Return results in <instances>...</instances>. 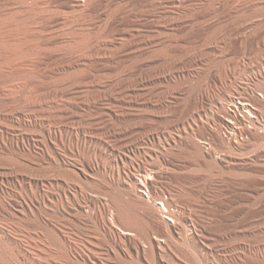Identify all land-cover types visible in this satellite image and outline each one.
Listing matches in <instances>:
<instances>
[{"label":"rangeland","instance_id":"1","mask_svg":"<svg viewBox=\"0 0 264 264\" xmlns=\"http://www.w3.org/2000/svg\"><path fill=\"white\" fill-rule=\"evenodd\" d=\"M44 1H45L46 4L44 3ZM46 1H48V3ZM54 1L56 2V4H54L55 3ZM58 1H59V3H58ZM61 1L63 2L64 0H51V1L50 0H0V33H2L4 35H6V34L7 35L8 34L12 35L13 34L14 36H16V33H17L18 37L26 38V40L22 39L23 42H20V44L17 43L16 46L14 45L15 43L13 44V42H9L10 45L8 43V46H11L12 44L14 45V49L11 48L12 50H10V52L4 50V46L0 45V63H1L0 64V71H1L0 72V100H1L0 101V105L8 104V107L10 108L11 113H12V120H13V121L12 120H10V121L8 120L7 121L6 119H4V117H3L4 113L1 110L3 108H1V106H0V112L3 113L2 115L0 114V124L2 123L0 125V130H2V132L0 131V133H1L0 134V172L2 170L1 167H3V169H7L6 171H8V174L10 175V176L8 175V178L6 180L0 181V206H1L0 207V227H2L1 229L2 230H6L8 232L10 231L9 234H11L10 235L11 238L13 240L16 239V241L19 240L18 242H20L21 246H23L22 249L24 248L23 249L24 252L28 250L27 249L28 247H30V244H29L30 241L33 240V239L36 240V243L38 244V247H37L38 249L37 250H40L41 253L32 252V251L31 252L34 253V254H38L39 255L38 257H39V261H40L41 264H45V263L46 264H51V263H49V261H47L48 257H46V256H48V254H49L48 250L51 249V247L47 244V241H46V239L44 237L43 228H42V226L44 227V222H46V221H51L54 224L55 227L57 226L56 229H58L62 234H64V236H69V237H72L73 239H78V240H87V239H88L87 241H91L92 240L93 241L92 245H94L95 248H97L99 250L98 252L101 253L102 255L106 254L107 248L111 247V245L109 243H107V242L106 243H102L101 241H99V238H97V236L94 234V231H93V229L91 227L92 225L90 224V222H87V219L89 220V218H90L89 216L94 215V212H95L93 207H91V206H89L87 204L88 198H100V200H101V202L103 204L102 206H104L107 203L106 202V198L103 197L99 193L100 191L97 192V190H94L95 191L94 192L93 189H90V188H86L87 189L86 190L85 187L82 186V188L84 187L83 189H84L85 193L87 194L88 198L85 197L84 194H82L81 192L79 194H77V200H78V202L80 201L79 203L82 206V210H79L78 213H77V211H73V212H69V213L64 211L66 213L65 214L61 207L63 206V208H64V206H65L64 203L66 204V201L67 202L69 201L68 203H70V201L72 203V201H73L71 199L72 197H70V196H68L67 199L63 198V195H62L63 189H65V190L67 189L68 190V194L67 195H69L70 193L73 192V190H75L73 184L74 185H79V184L82 185L84 183H88L83 178H79V180L77 179L78 178V170L75 169V167L71 166V165H74V162L76 160H77V162L78 161L81 162L86 157L88 158L89 156L90 157L92 156V159H94L95 162H97V160H99L98 163L101 164L100 162L102 161V163H104L105 166L107 167V165L111 166L112 159L115 158L116 153L117 154H122V152H120V150H118L117 148H113L111 143H109V144L107 143L105 145V143H104L105 141H104L103 138H101L102 136L99 134V132H97V134H96L95 131L93 132V130L92 131L90 130V129H92L90 127V124H92L94 121L96 123L97 122L104 123V121L109 120V118L111 117L112 118V120L110 121L111 123L116 120L113 124L117 125L118 124L117 122H119L118 127H120V128L123 127V129H126L128 131L127 132L128 135L126 134L127 136H125L126 138L129 137V135L132 136V134H134L133 135L134 137H136L138 134L143 135V133H145L146 130H148L149 132H152L154 130H156L157 133L160 132V135H159L160 137L159 138H160V141H163L161 143H160V141L158 142L157 140L152 141L151 137L150 138L148 137L149 138V140H148V138L146 137L145 138L146 141H145V139H143L144 141L141 140L140 142H138V144H137L138 146L134 145V143L130 144V142L128 143L130 146L127 144L128 145V149H127V152L123 151V156H125L127 158V161L133 163V167L135 169H137L136 166H138V165L139 166H144L145 168L149 169V167L151 166V163H152L151 161L153 160L154 157L147 156L146 151L147 150H151L152 151V149H153V151H157V150L160 151V149L158 147H164L165 149H169L170 151H172L173 154H177L178 160L186 165V168L184 170L177 171V175H179L181 177V175H186L187 174V176H189V177H197L198 178V179H195L194 181L190 180L188 182H185L189 186L187 184H185L184 181L180 182V180H179V181H176L177 183L174 181L172 183V186L173 185L174 186L172 187V191L170 193L174 196L173 199L179 200L176 197L180 198L181 196L184 198V199L180 198L181 202L184 205L181 202H180V205H179V203L175 204L174 211H178L179 210L178 213L180 212L179 214L182 217H186V218H187L188 214L192 215V214L195 213L192 218H194V219L195 218L196 219L197 218L202 219L209 226H213V230L214 229L215 230L212 233H214V234H212V237L211 236L209 237V242H208L209 245L211 244V246H210V249H209V245H208V248H207V245L204 246L203 248H202V245H200V244L199 245L194 244L195 245L194 246L193 243H192V245H191V242L189 240H187L186 235H183V237L177 236L178 238L174 237V240H173V246H174L173 248L174 249L172 248L173 249L172 250V255H173L172 264H226V263L227 264H245V263L246 264H253V263L254 264H264V262H262V258L259 257V255L261 256L262 254H264V235H262V233H260L261 231H264V229H263L264 224L262 225V223L264 221V211H262V210H264V198H263L264 197V192H263L264 191L263 190L264 189V185L256 184L255 185L256 189H254L255 187H253L250 190L248 189V191L241 189L239 191L237 190L235 192L229 193V192H227V190L224 187L221 186L223 183L220 182V179L222 177H225V176L226 177L231 176V177H234V178H239V177L241 178V177H244V174H246V173H244V171L242 172L241 170H236V169L235 170H231V172H228L227 170L223 171V169L221 167H219L218 165L215 166V167H212V168L210 166H203L202 167V165H200L199 162H197L196 160H193V159H190V158H186L185 156H182L181 154H179V151L182 148V146L177 142L178 140H187L189 137H194L195 134H197V132H198L197 130H199L201 128L200 127L201 123H204V124L210 125V126L212 125L208 121L210 119V117L208 115L207 116L203 115V116H200V117L197 116V115H194V117L186 115L185 108L186 109L188 108L189 96L191 94H193L194 92H196L197 90H199L198 87L201 90H203V89L206 90L208 95L210 94L209 95L210 96V98H209V103H210L209 106H210L211 109L213 108L212 110L214 112L217 110L218 104L220 102L226 103V101H227V97L226 96H230L232 98L233 97L234 98H240L241 96H243L246 93V94H248L250 96L253 95V96H256V97L260 98L259 97L260 93L262 94L263 91H264V81H263L264 80V0H237V1L236 0H230V1L229 0H210V1L208 0L210 3L208 1H206L204 3V5H201V6L197 7L194 11L190 12L189 14H188V12H182V13L181 12H177V13L175 12V14H173L174 11L171 12L170 11L171 9L169 10L170 13L168 12V14L165 13V11L163 10L164 11V14H163L162 13V8H161V4H160L161 0H159V1L158 0H149V1L148 0H144V1L143 0H139V1L138 0L137 1L136 0H115V1L114 0H104L105 3L102 0V2H100L101 3L100 6H99L100 8H97V11L95 10L96 12L88 10L89 9L88 7H86V9L82 8V9H76V10H72L71 11V10L67 9L66 7L63 8V6H60ZM231 1H232V3H230ZM150 2L152 3V5H151ZM49 3H50V5H49ZM142 3H143V5H142ZM156 3H157V5H156ZM217 3L220 5V7H219V5ZM213 4H215V5H213ZM228 4L231 7L234 4L232 8H235V9L239 8L238 11L236 10V14H235V12L231 13V14H227L226 11L228 9L227 8ZM241 4H243V5H241ZM138 5H140V6H138ZM48 6H50V7H48ZM58 6H60V7H58ZM244 6H245L246 9L244 8ZM46 7H48V8H46ZM156 7H157V10H156ZM231 7H229V8H231ZM135 9H138V10H135ZM85 10H87V11H85ZM132 10H134V11H132ZM149 10H151L150 13L148 12ZM196 10L198 12H196ZM121 11H126V13L128 11L130 16H129L128 13L126 14V15H128L127 16L128 18L126 17V15L123 16L124 19H122L121 22H119L121 24H117L118 26L114 25L115 28H113L114 26H111L114 29L113 30L112 28L109 27L110 26L109 23L111 22V20L109 21V19L118 16V14ZM130 11H131V13H130ZM139 11H141L144 14L139 13ZM143 11H146V12H143ZM212 11H213V13H212ZM132 12L134 14H132ZM237 12H238L239 15L237 14ZM244 12H247V13L244 14ZM179 13L181 15L184 14L185 16L182 15V17H184V18L186 17L187 20L190 19V18L192 19L193 16H194V18L196 20L195 19H192V20L190 19L189 21L186 20V22H185V19L184 18L182 19V17H180L181 15H179ZM140 14H141L142 17L140 16ZM146 14H147V16H144ZM132 15H133V17H132ZM176 15L178 17H180L184 21L183 24L181 23V25H186L185 26L186 29H185L184 26L182 27L184 29H182L180 25L178 27H176V26L173 27V26L169 25V23H168L169 19L168 18H171L172 16H173L172 18H174ZM186 15H188V16L191 15V17L189 16L190 17L189 18ZM201 16H203V18ZM216 17H218V18H216ZM62 18L63 19L65 18L64 22H63ZM212 18L216 19V20H213ZM127 20H128V22H127ZM135 20H140V21H135ZM67 22H69V23H67ZM134 22L137 23V24H135ZM138 22H139V24H138ZM199 22H201V23H199ZM65 23H66V25H65ZM79 23L82 24V25H80ZM106 23H108V24H106ZM126 23L127 24L129 23V24L127 25ZM143 23H144V25H143ZM59 24H60V26H59ZM75 24H78V25H75ZM85 24H87V25H85ZM156 24L158 26H156ZM55 25H57V26H55ZM61 25L63 27L60 29ZM200 26H203V27H200ZM89 27H90V29H89ZM117 27H119V28H117ZM136 27H137V29H136ZM167 27L170 28L171 30L167 29ZM197 27L198 28L200 27L201 30H200V28L198 30ZM209 27H210V29H209ZM74 28L76 29V31H75ZM121 28H122V30H121ZM173 28H175V29H173ZM176 28H178V29H176ZM58 29H60V34L63 32L62 34H67L68 37L72 36L71 33H73V36L77 34L76 35L77 37H78V35L82 36L81 33L82 34L84 33L83 35H85L84 36V37H86L85 39H87L89 37L88 38L89 42H87L86 45L79 44V49L81 47H82L81 49H84L85 46H87L86 48H88L89 46H92L91 43H93V44H95L97 42L100 43L98 41L100 38H101L100 41L104 42V40L106 41L108 38L111 37V35H114V33H117L118 31L122 32V33H127V32L128 33H134L133 34L134 35L133 36L134 40H132V37H131V39L130 38L129 39L126 38V40L123 42V44L125 46L127 44H129V43H132V42L134 43V41L137 40V39L135 40V38L140 39L142 37H150V38L151 37L152 38H156L157 37L156 39H158V40L160 39L161 41L159 40V44L157 42V43H152V44H148V45L142 46L141 49H143L144 52L142 50L140 52H138L139 56H138V54L135 57H129V58L120 56V59L118 58L119 61H117L118 59H116V60H113L114 62L113 61H110V63L109 62H104V64L101 65L100 67H102V69H105V67H106V69L104 71L102 70V72H100V71L97 72L98 69H95L96 72H97L96 73V72H94L93 68H92L93 69L92 70L91 68H85V67H84L85 69L83 67H79L77 69L75 68V69L68 70L67 68H65V66H66L65 64L67 63L66 61L70 58V55H71V54L69 55V51L70 50L68 51L69 44H71V43H67L68 44V47H67L65 43L62 44V42H59V40H57L58 39L57 37L59 36V34H58L59 30ZM62 29H64V30H62ZM115 29H118V30L116 31ZM195 29H197V30H195ZM72 30H74V31H72ZM197 31H200V33L197 32ZM90 33H92V34L95 33V34L91 35ZM33 34H34V36H33ZM86 34H87V36H86ZM150 34H152V35H150ZM13 35H12V38H14ZM90 35L92 36L91 39H90ZM104 35L105 36L109 35V36H107V38H106ZM153 35H155V37ZM30 36L31 37L33 36V37L31 38ZM39 36H41V37H39ZM76 36H74V37H76ZM97 37H98V39H97ZM186 37H187V39H186ZM35 38L37 39L36 41H35ZM103 38H104V40H102ZM112 38H113V36H112ZM194 38H195V40H194ZM30 39L32 41L34 39V41H33L34 44L31 43L32 41H30ZM93 39H94V42H92ZM111 39H108V41L111 40ZM179 39H180V41H179ZM257 39H258V41H257ZM24 41L25 42L28 41V42L24 44ZM29 41H30V43H29ZM54 41H55V43H53ZM95 41H97V42H95ZM163 41H164V43H163ZM255 42H257V43H255ZM43 43H45V44H43ZM84 43H86V42H84ZM88 43H90V45ZM161 44H163L164 46L161 45ZM252 44H253V46H252ZM17 45L18 46L20 45V47L18 48ZM156 45H158L159 47L158 46L156 47ZM252 47L254 48V50H253ZM255 47H256V49H255ZM145 49H147V50H145ZM14 50H16V51H14ZM118 50H120V49L118 48ZM162 51H165V52H163L164 54L162 53ZM262 51H263V53H262ZM64 52H66V53H64ZM70 52H72V51H70ZM8 53L10 55H8ZM63 53H64V55H63ZM248 53H249V55H248ZM66 54L69 56V58H68V56ZM5 55H8V56L12 55L11 57H14V59H19L20 57L27 56V55H32L31 57H36V59L40 58L41 60L37 59V61H42L43 62V63L40 62L42 65L41 64L39 65V68L43 67L42 71H41V73H43L42 76L38 77L36 75L35 76L34 75H26L24 73L20 74V73L15 72L13 70L15 67L13 68V67L9 66L10 62H9V64L6 63V62H3L2 57H4ZM254 56H255V58H254ZM43 57H45V58H43ZM137 57H139V58L137 59ZM190 57H191V59H190ZM251 57H252V59H251ZM64 59H65V61H64ZM124 59H125V61L127 63L124 61ZM132 59H137V60H132ZM186 59L192 61V63L188 64ZM237 59H238V61H237ZM9 61H11V59ZM55 61H56V63H55ZM59 61L64 63V64L59 63ZM118 63L120 64L119 66H121V67L118 66ZM142 63H145V64H142ZM43 64H44L45 67L43 66ZM51 64L53 65L52 68H51V66H52ZM55 64H58L59 66L55 65ZM105 64H108L109 66L105 65ZM114 64H116L117 66L115 67ZM61 65H64V66H62L60 68ZM54 66L55 67L57 66L56 67L57 69H55ZM103 66H105V67H103ZM136 66L140 67V71H139V67L136 68ZM8 67H10V70H9ZM107 67H111L110 68L111 70H109ZM117 67H119V68H117ZM6 68H8V70ZM113 68L116 69V70H113ZM43 70L46 73H44ZM79 70H82V71H79ZM87 70H89V71H87ZM51 71H52V73H51ZM115 71H116V73H114ZM144 71H145V73H144ZM173 71H174V73H173ZM53 72H54V74H53ZM59 72H61V73H59ZM109 72H110V74H109ZM126 72H129V73L126 74ZM62 73H64L65 75L62 74ZM111 73H112V75H111ZM51 74H53V75H51ZM108 74H109V76H108ZM91 75H93L94 78ZM102 75H103V77H102ZM129 75L132 76L133 78H131ZM158 75H159V77H158ZM53 76H54V78H52ZM151 76L155 77V78H152L153 79L152 80ZM163 76H164V78H163ZM217 76L218 77L220 76V77H223V78H222L221 82H216L215 81L216 82L215 83L214 79L217 78ZM95 77L97 79H95ZM106 77H107V79H106ZM139 77H142V82L141 83L140 82L139 83L135 82L137 80V78H139ZM112 79H113V81H112ZM100 80H102L103 82L102 81L100 82ZM109 81H112V82H111V86L107 87L108 88L107 89L105 84L107 82H109ZM258 81H259V83H258ZM25 82H26V84H25ZM113 82L114 83L116 82L115 83L116 85H114ZM20 83H22V84L20 85ZM126 83H127V86L129 88H132L133 90L128 89L127 86H126ZM98 84H101V85L97 86ZM90 85H92V86H90ZM197 85H199V86L197 87ZM80 86L82 88H84V89H82ZM130 86H132V87H130ZM184 87H185V89H184ZM49 88H51V89H49ZM112 88H114V89H112ZM117 88L118 89L120 88L123 91H125L124 94H123L125 96V98L121 97L122 95L121 96L117 95V93H118L117 92ZM180 88H181V90L183 88L184 92L183 91L180 92ZM74 89L76 91H78V92L77 93L74 92L75 91ZM79 89H81V90H79ZM100 89H101V91H99ZM56 90H58V91H56ZM92 90H93V92H92ZM128 90H131V92L128 91ZM7 91H8V93H7ZM113 91H116V92H113ZM168 91H170V92H168ZM186 91H188V92H186ZM249 91H250V93H249ZM72 92H73V94L74 93H76V94L73 95ZM99 92H101V93H99ZM110 92H112V93H110ZM253 92H254V94H253ZM68 93H69V96H68ZM93 93H95V94H93ZM114 93H115V95H112ZM133 93H135V94H133ZM185 93L189 94V95H186ZM60 94H61V96H59ZM140 94L143 95V96H141ZM178 94H181L182 96L181 95L178 96ZM12 95H14V96H12ZM111 95L113 97H117L118 96L117 100L118 101H122V102L113 103L111 100L108 99L109 97H111ZM134 95L136 97H134ZM154 95H156L157 98ZM168 95H170V96H168ZM138 96H139V99H138ZM166 97H167V99H166ZM178 97H180V98H178ZM122 98H124V99L122 100ZM147 99H148V101H147ZM176 99L178 100V102H177ZM180 99L183 100V101L181 102ZM108 100L110 101V103H109ZM131 100H132V102H131ZM136 100H137V102L139 104L140 103H142V104H140V106H139V104L136 102ZM149 100H152V101H149ZM224 100H226V101H224ZM5 101H6V103H5ZM128 102L130 103V105H129ZM145 102H147V103H145ZM156 102H157V105H155ZM171 102H172V105H171ZM27 103H29V105ZM50 104L51 105L53 104V105L51 106ZM10 105H11V107H10ZM65 105H68V106H65ZM119 105L122 107V109H120L121 107ZM28 106H30V108H28ZM142 106H143V108H142ZM135 108H137V109H135ZM171 108H172V110H171ZM61 109H62V112H61ZM109 109L111 110V112H110ZM113 109H115V111H113ZM117 109H118V111H117ZM130 109H132V110H130ZM41 110H42V112H41ZM166 110H167V112H166ZM45 111H46V113H45ZM47 111H49V112H47ZM145 111H146V113H145ZM260 111L262 112L263 117H264V106H263L262 110H260ZM126 112H127V114H126ZM57 113H59V114H57ZM161 113L163 114V116H162ZM73 114H75V117L77 116L79 119L82 118V117H84V119H81L82 120V123H81L82 126H81V124L76 125L75 127L73 126L74 128H72L71 130L69 129V133H71L73 136H75V135L77 136L78 135L80 137L84 135L86 137V139L84 140V143L82 145H77L76 144L77 146L76 145L74 146V144H75L74 142H71V143H70V141L68 142V139L65 138V136H64L65 134H63V132L60 133V135H62V138H63L64 141L61 140V141H59V143H56V145L58 146V147L56 146V148H58L57 151H58V153L61 156H63V154L65 156L67 155L66 157L63 156L64 158H66L69 161V162L67 161L68 164H66L65 166L60 165L61 166L60 167L59 164H57V165L55 164L54 165L49 160L45 159L44 155H42V153L44 152V149L39 144H37L35 141L32 142V143H31V141L22 143L21 141L17 140L19 138V136H26V137H29L30 139L33 138V140H34V139H36V136H38L40 133H43V130L44 131L57 130V128H58L57 123L62 121V120H63V122H66L65 119L68 118V116L69 117L74 116ZM100 114L101 115L104 114L105 116L102 115V117H101ZM111 114L112 115L118 114L120 116H124V114H125V116L122 117V118H119V119H122V121H121L119 119H115V117L111 116ZM130 114L131 115L134 114V115H132V117H130L131 116ZM146 114H147V116H146ZM126 116H128V117H126ZM56 117L57 118L59 117V118L57 119ZM138 117H141V118H138ZM42 118H44V119H42ZM91 118H92V120H89ZM200 118H201V120H200ZM207 118H209V119H207ZM104 119H106V120H104ZM123 119H124V123H122ZM156 120H158V121H156ZM89 121H91V122H89ZM173 121H175V122H173ZM177 121H179V122H177ZM141 122H142V124H141ZM120 123H122V124H120ZM144 123L146 125H144ZM35 124H37V125L35 126ZM51 124L54 125L55 127H53ZM104 125H106V123L101 125V127H104ZM171 125H172L173 128L171 127ZM5 126H6V128H5ZM84 126H87V127H84ZM163 126L166 127V128H164ZM142 127H144V128H142ZM148 127H150L149 128L150 130L148 129ZM81 128L86 130V132H85L86 135L81 132ZM85 128H87V129H85ZM132 128H134V129H132ZM157 128H158V130H157ZM159 128H160V131H159ZM151 129H152V131H151ZM58 132L59 131H57V133ZM75 132H77L78 134L75 133ZM171 132H173V133H171ZM189 133L191 134V136H190ZM167 134H169L170 136L167 135ZM95 135L98 136V137H96ZM140 135H138V136H140ZM172 136H173V138H175V140H177L176 143L178 144V146L180 145L179 147L176 146L177 144L174 145V143L165 144L166 143L165 140H167L169 137H172ZM14 137H17V138L14 139ZM163 137H165V138H163ZM176 137H178V138H176ZM8 139L13 141V145H14L13 146V150H11L12 148L11 149L9 148L8 144L6 145V143L8 142ZM95 141H97L99 143H97ZM205 141H206L205 144H203L204 147L205 148H210L211 145L209 144V141H207V140H205ZM51 142H53V140H51ZM60 142H62L64 145H62V143H60ZM146 142H147V144H146ZM33 143L36 146L37 145L38 146L36 147L34 145L32 147ZM87 143H89V145L91 143L92 144L89 146ZM152 143H153V145L151 146ZM158 143H160V144H158ZM95 144H97V146ZM154 145L157 146V147H155ZM81 146H83V148ZM95 146H96V148H95ZM98 146H99L100 150L98 149ZM85 147H86L87 150L85 149ZM174 147H175V149H174ZM101 148L104 149L105 154H104V151ZM28 149H29V151H28ZM106 150H107V152H106ZM250 151H251V149H250ZM66 152H67V154H66ZM90 152H91V154H90ZM92 152H94V155H93ZM130 153H131V155H130ZM81 154H83V155H81ZM127 154H128V156H126ZM143 154H144V156H143ZM220 154H221V152H220ZM69 155H70V157H69ZM112 155L114 157H112ZM116 156H118V155H116ZM77 158H79V159H77ZM100 158H102V159H100ZM104 158H105L106 161L104 160ZM103 161H105V162H103ZM138 162H139V164H138ZM257 164L259 166L258 168L256 167ZM253 165L254 166L256 165L255 169H259L264 164L262 162H257V163H254ZM62 167H64V169ZM262 167H264V166H262ZM8 168H10V169H8ZM213 170H215V171H213ZM208 171H210V173ZM232 171H233V173H232ZM11 172H12V174H11ZM64 172L66 174H68L69 176L73 174L74 177L71 176V179H73V180H71L72 183L70 182L68 176ZM216 172H218V173H216ZM240 172H242V173H240ZM58 173H64L66 175V177H63L64 174H62V177H61V174H60V177H59ZM74 173H76V174H74ZM183 173H185V174H183ZM253 173L252 172L251 173L247 172L248 175L252 174L251 175L252 177L253 176L255 178L258 177L259 179L262 178L263 174L261 175L260 173H257V172H255L254 174ZM242 174H243V176H242ZM55 175L58 176L57 177L58 179L56 177L55 178L58 181V183L60 182V184L51 186V185H49L47 179L49 177H53ZM196 175H198V176H196ZM75 177H77V178H75ZM95 177L98 178V176L95 175L93 177V179H95V180L99 179V178L97 179ZM44 179L46 180L45 182H43ZM31 180H33V181H31ZM216 182L218 184H216ZM8 184H10V185H8ZM4 185L6 187H8V188H6ZM60 185H62V186H60ZM71 185H72V188H71ZM190 186H191V188H190ZM258 186H259V188H258ZM9 188L11 190H13V191H11ZM222 189H223V191H222ZM53 190H55V191H53ZM88 190H90L93 193H89L90 191H88ZM196 190H197V192L201 191V193H204L205 195L202 194V196L199 198L197 196ZM6 191L8 192L9 195L7 194ZM42 194H43V196H47V197L50 198L49 204H47L48 203L47 201L46 202H42L40 199H38V198H40L39 196H42ZM215 194H216L217 197L215 196ZM218 194H220V195H218ZM213 195H214V197L216 199L213 197ZM186 196H188V197H186ZM223 196H224V198H223ZM190 197H191V199H190ZM52 198H53V200H52ZM103 198L105 200H103ZM9 199L12 202H14L13 200L16 199L15 202H18V203L22 202V203H24V205L28 204V206H30V207H29V209H26L24 211H20V213H22V214H20L19 212H17V213L15 212V217L13 219H9L8 220V219H6L4 217L3 211L1 209H3L4 205L7 202L10 201ZM57 199H58V201L61 199V201L60 202H56ZM199 199H200V201H199ZM235 199H236V201H235ZM250 199H252V201ZM260 199L262 201L258 202V200H260ZM17 200H19V201H17ZM195 200H197V201H195ZM229 200H230V202H229ZM25 201H26L27 204H25ZM40 201H41V203H40ZM52 201L54 203H52ZM214 201H216V202H214ZM197 202H198V204H197ZM201 202H203V203H201ZM256 202H258V203H256ZM194 203H196V206H192V205H195ZM217 203L218 204L220 203V205H217ZM53 204L55 205V207H54ZM213 204H214V206H213ZM255 204H257V206ZM56 205H57V207H56ZM227 205H228V207H226ZM32 206H34V207H32ZM210 206H212V208ZM233 207H234V209H233ZM52 208H53L54 212H52L53 211ZM101 210L103 211L102 207H101ZM201 210H202V212H201ZM58 211L60 212V214L57 213ZM188 211L189 212L192 211V212L189 213ZM61 213L63 215H61ZM211 213L215 214V217L218 220V222H214V223L212 222L213 216H210ZM228 213H230V214H228ZM74 214L76 215V217L79 216L78 219H81V220H79L80 222L81 221L82 222L84 221V222L83 223L82 222L81 223L80 222L76 223L74 221V219H73V217H74L73 215ZM232 216H233V218H232ZM244 216H247V217H244ZM260 216H261V218H260ZM16 217H18V218H16ZM241 217H242V219H241ZM209 218H211V219H209ZM67 219L70 221L71 224L68 222ZM246 219L249 220V221H246ZM71 220H72V222L73 221L74 222L72 223ZM210 220H211V223H210ZM223 224H225V225H223ZM65 225L66 226L68 225V226L66 227ZM232 226H234V228ZM260 226H263V227H260ZM215 227L219 228L220 230L216 229ZM227 227H229V228H227ZM222 228L225 229V230H223ZM251 229H253V230H251ZM37 230H38V232H37ZM235 230H237L238 232L235 231ZM241 230H243V231H241ZM235 233H236V235H235ZM184 234H186V233H184ZM27 235H28V237H27ZM79 235H81V236H79ZM1 237L2 236H0V238ZM247 237H249V238H247ZM31 238H33V239H31ZM175 238H177L178 240L175 239ZM210 238H211V240H210ZM212 238H214V240H212ZM179 239H182V240L179 241ZM249 239L251 240V242H250ZM217 242L219 244H217ZM22 243H24V244H22ZM27 244H29V245H27ZM225 244L227 246H225ZM218 248H220V249H218ZM245 255H247V256H245ZM33 256L30 257V259L38 260L35 255H33ZM16 257L17 256L14 255V259H13V263L14 264H26V262L29 260V259H26V261H25V260L18 259V257L17 258ZM110 258H111V264H118L119 263L118 259L115 258L112 254L110 255ZM123 260L124 261L126 260L125 264H150L148 261H147L148 262L147 263L146 261H142V260H140L137 263L132 262V261H130L128 259H123ZM58 264H65V263L63 261H61Z\"/></svg>","mask_w":264,"mask_h":264},{"label":"bare ground","instance_id":"2","mask_svg":"<svg viewBox=\"0 0 264 264\" xmlns=\"http://www.w3.org/2000/svg\"><path fill=\"white\" fill-rule=\"evenodd\" d=\"M51 1V0H50ZM115 1V0H114ZM113 1V2H114ZM137 1V0H136ZM139 1V0H138ZM144 1V0H143ZM149 1V0H148ZM147 1V2H148ZM159 1V0H158ZM208 1V0H161L160 1V4H161V8H162V13L164 14V11L165 13L168 14L169 10L172 12L174 11L173 14H175V12H188V14L192 11H194L197 7L201 6V5H204V3ZM210 1V0H209ZM208 1V2H209ZM230 1V0H229ZM237 1V0H236ZM33 2V1H32ZM48 3V1H46ZM55 2V1H54ZM100 2H102V0H64L63 2L61 1V4L60 6H63L66 7L67 9L69 10H76V9H82V8H85L88 7L87 9L88 10H91V11H94L96 12L97 11V8H100ZM104 2V0H103ZM110 2V1H109ZM118 2V1H117ZM223 2V1H222ZM221 2V3H222ZM248 2V1H247ZM255 2V1H254ZM260 2V1H259ZM28 3V2H27ZM45 3V1H44ZM59 3V1H58ZM105 3V2H104ZM120 3V2H119ZM151 3V2H150ZM154 3V2H153ZM159 3V2H158ZM210 3V2H209ZM232 3V1L230 2ZM246 3V2H245ZM46 4V3H45ZM56 4V2L54 3ZM133 4V3H132ZM139 4V3H138ZM212 4V3H211ZM218 4V3H217ZM239 4V3H238ZM24 5V4H23ZM36 5V4H35ZM50 5V3H49ZM117 5V4H116ZM119 5V4H118ZM136 5V4H135ZM143 5V3H142ZM146 5V4H145ZM149 5V4H148ZM152 5V3H151ZM157 5V3H156ZM215 5V4H213ZM219 5V4H218ZM234 5V4H233ZM232 5V7H233ZM243 5V4H241ZM256 5V4H255ZM47 6V5H46ZM58 6V7H60ZM114 6V5H113ZM129 6V5H128ZM140 6V5H138ZM237 6V5H236ZM257 6V5H256ZM263 6V5H262ZM50 7V6H48ZM46 7V8H48ZM52 7V6H51ZM110 7V6H109ZM126 7V6H125ZM220 7V5H219ZM224 7V6H223ZM231 7L229 4H228V9H227V14H231V13H234L236 14V10L238 11V9H235V8H229ZM250 7V6H249ZM29 8V7H28ZM39 8V7H38ZM127 8V7H126ZM125 8V9H126ZM129 8V7H128ZM133 8V7H132ZM135 8V7H134ZM140 8V7H139ZM160 8V9H161ZM205 8V7H204ZM213 8V7H212ZM245 8V6H244ZM251 8V7H250ZM32 9V8H31ZM124 9V10H125ZM142 9V8H141ZM152 9V8H151ZM159 9V8H158ZM209 9V8H208ZM246 9V8H245ZM96 10V11H95ZM135 10H138V9H135ZM146 10V9H145ZM153 10V9H152ZM156 10H157V7H156ZM164 10V11H163ZM204 10V9H203ZM9 11V10H8ZM36 11V10H35ZM43 11V10H42ZM50 11V10H49ZM78 11V10H77ZM76 11V12H77ZM84 11V10H83ZM87 11V10H85ZM99 11V10H98ZM129 11V10H128ZM127 11V13H128ZM134 11V10H132ZM151 10H149L148 12L150 13ZM211 11V10H210ZM214 11V10H213ZM212 11V13H213ZM31 12V11H30ZM56 12V11H55ZM74 12V11H73ZM143 12H146V11H143ZM196 12H198L196 10ZM253 12V11H252ZM259 12V11H258ZM92 13V12H91ZM126 11H121L118 16L116 17H113V18H110L109 21L111 20V22L109 23L110 24V28H112L111 26H116L117 24H121L119 22H121L123 18V16H125L126 14ZM131 13V11H130ZM139 13L141 14H144L142 13L141 11H139ZM138 13V14H139ZM159 13V12H158ZM170 13V12H169ZM206 13V12H205ZM209 13V12H208ZM211 13V12H210ZM216 13V12H215ZM247 13V12H244V14ZM6 14V13H5ZM10 14V13H9ZM58 14V13H57ZM93 14V13H92ZM129 14V13H128ZM132 14H134L132 12ZM140 14V16H141ZM238 14V12H237ZM12 15V14H11ZM78 15V14H77ZM111 15V14H110ZM137 15V14H136ZM153 15V14H152ZM151 15V16H152ZM179 15H181L179 13ZM184 15V14H182ZM182 15L180 17H182ZM193 15V14H192ZM202 15V14H201ZM218 15V14H217ZM239 15V14H238ZM128 15H126L127 17ZM130 16V14H129ZM139 16V15H138ZM144 16H147L144 15ZM165 16V15H164ZM185 16V15H184ZM188 16V15H186ZM191 17V15H189ZM188 16V17H189ZM196 16V15H195ZM211 16V15H210ZM220 16V15H219ZM242 16V15H241ZM10 17V16H9ZM8 17V18H9ZM21 17V16H20ZM41 17V16H40ZM62 17V16H61ZM133 17V15H132ZM142 17V16H141ZM173 17V16H172ZM168 18L169 19V25L170 26H176L178 27L179 25L181 26V28L186 25H181V23L183 24V18L182 19L180 17H178L177 15L174 17V18ZM189 17V18H190ZM198 17V16H197ZM203 18V16H201ZM221 17V16H220ZM223 17V16H222ZM251 17V16H250ZM11 18V17H10ZM128 18V17H127ZM147 18V17H146ZM160 18V17H159ZM167 18V17H166ZM218 18V17H216ZM2 19V18H1ZM29 19V18H28ZM57 19V18H56ZM63 19V18H62ZM65 19V18H64ZM63 19V22L65 21ZM83 19V18H82ZM185 19V22H186V17L184 18ZM191 19V18H190ZM190 19H188L187 21H189ZM192 19H195L194 16ZM191 19V20H192ZM200 19V18H199ZM207 19V18H206ZM213 19V18H212ZM227 19V18H226ZM225 19V20H226ZM251 19V18H250ZM58 20V19H57ZM129 20V19H128ZM127 20V22H128ZM196 20V19H195ZM202 20V19H201ZM213 20H216V19H213ZM228 20V19H227ZM2 21V20H1ZM135 21H140V20H135ZM151 21V20H150ZM199 21V20H198ZM208 21V20H207ZM252 21V20H251ZM256 21V20H255ZM5 22V21H4ZM24 22V21H23ZM61 22V21H60ZM144 22V21H143ZM146 22V21H145ZM153 22V21H152ZM159 22V21H158ZM167 22V21H166ZM193 22V21H192ZM221 22V21H220ZM8 23V22H7ZM38 23V22H37ZM69 23V22H67ZM86 23V22H85ZM88 23V22H87ZM135 23V22H134ZM171 23V24H170ZM188 23V22H187ZM201 23V22H199ZM198 23V24H199ZM209 23V22H208ZM207 23V24H208ZM217 23V22H216ZM22 24V23H21ZM53 24V23H52ZM58 24V23H57ZM61 24V23H60ZM59 24V26H60ZM80 24V23H79ZM108 24V23H106ZM125 24V23H124ZM127 24V23H126ZM129 24V23H128ZM127 24V25H128ZM137 24V23H135ZM134 24V25H135ZM139 24V22H138ZM167 24V23H166ZM185 24V23H184ZM191 24V23H190ZM213 24V23H212ZM254 24V23H253ZM38 25V24H37ZM64 25V24H63ZM66 25V23H65ZM75 25H78V24H75ZM82 25V24H80ZM87 25V24H85ZM142 25V24H141ZM144 25V23H143ZM142 25V26H143ZM148 25V24H147ZM153 25V24H152ZM162 25V24H161ZM168 25V26H169ZM195 25V24H194ZM197 25V24H196ZM57 26V25H55ZM58 26V27H59ZM73 26V25H72ZM115 26L113 28H115ZM118 26V25H117ZM146 26V25H145ZM150 26V25H149ZM156 26H158L156 24ZM155 26V27H156ZM204 26V25H203ZM203 26H200V27H203ZM10 27V26H9ZM15 27V26H14ZM24 27V26H23ZM38 27V26H37ZM63 26L61 25L60 29L62 28ZM151 27V26H150ZM188 27V26H187ZM195 27V26H194ZM199 27V28H200ZM68 28V27H67ZM72 28V27H71ZM78 28V27H77ZM84 28V27H83ZM112 28V29H113ZM119 28V27H117ZM180 28V29H181ZM192 28V27H191ZM199 28L197 27V29L199 30ZM206 28V27H205ZM204 28V29H205ZM237 28V27H236ZM31 29V28H30ZM56 29V28H55ZM60 29H58L57 31L59 32V36L57 37L59 40V42H62V44H66V46L68 47V44L67 43H71L69 44V48H68V51H72L70 52L69 51V55H70V58L68 56V60L65 62L66 66L65 68H67L68 70H71V69H77L79 67H85V68H93L94 69V72H96L95 69H98V71L102 72V70L104 71L106 69L105 66V69H102V67H100L101 65L104 64V62H109L110 61H113V60H116V59H120V56L121 57H135L138 52H140L141 50L143 51L142 46H145V45H148V44H152V43H157L159 44V40L156 39V38H150V37H142L140 39L138 38H135L136 41H134V43H129L127 44L126 46L123 44V42L126 40V38H130L132 37V40L133 39V34L134 33H122V32H117V33H114V35H111L110 38L108 39H111L112 36L113 38L111 40L108 41V39L105 41L104 38L102 40H104V42L100 41V39L98 40L100 43H91L92 46H89L88 48H86L87 46H85L84 49H79V44L81 45H86L87 42H89L88 38L85 39L86 37H84L85 35H83L81 33L82 36H79L78 37L76 35V37L73 36V33L71 37H68L67 34H60ZM75 29V28H74ZM90 29V27H89ZM88 29V30H89ZM92 29V28H91ZM124 29V28H123ZM137 29V27H136ZM163 29V28H162ZM167 29H170L167 27ZM175 29V28H173ZM178 29V28H176ZM184 29V28H182ZM186 29V27H185ZM195 29V30H197ZM208 29V28H207ZM210 29V27H209ZM228 29V28H227ZM232 29V28H231ZM251 29V28H250ZM7 30V29H6ZM64 30V29H62ZM61 30V31H62ZM87 30V29H86ZM114 30V29H113ZM116 31L118 29H115ZM122 30V28H121ZM171 30V29H170ZM201 30V28H200ZM10 31V30H9ZM16 31V30H15ZM74 31V30H72ZM76 31V29H75ZM83 31V30H82ZM132 31V30H131ZM130 31V32H131ZM176 31V30H175ZM178 31V30H177ZM213 31V30H212ZM263 31V30H262ZM7 32V31H6ZM17 32V31H16ZM44 32V31H43ZM56 32V31H55ZM78 32V31H77ZM85 32V31H84ZM137 32V31H136ZM171 32V31H170ZM196 32V31H195ZM194 32V33H195ZM200 33V31H197ZM206 32V31H205ZM224 32V31H223ZM230 32V31H229ZM228 32V33H229ZM49 33V32H48ZM54 33V32H53ZM52 33V34H53ZM57 33V32H56ZM76 33V32H75ZM88 33V32H87ZM70 34V33H69ZM68 34V35H69ZM91 35L95 34V33H90ZM107 34V33H106ZM111 34V33H110ZM141 34V33H140ZM143 34V33H142ZM145 34V33H144ZM147 34V33H146ZM174 34V33H173ZM203 34V33H202ZM210 34V33H209ZM226 34V33H225ZM13 35V34H12ZM12 35L11 34H2L0 33V45L4 46V50L6 51H9L12 50L11 48L14 49V45L16 46V44H20V42H23L22 39H25L26 38H20L18 37L17 33H16V36H14V38H12ZM37 35V34H36ZM41 35V34H40ZM61 35V36H60ZM89 35V34H88ZM90 35V39H91V36ZM152 35V34H150ZM176 35V34H175ZM180 35V34H179ZM194 35V34H193ZM199 35V34H198ZM204 35V34H203ZM219 35V34H218ZM20 36V35H19ZM26 36V35H25ZM29 36V35H28ZM27 36V37H28ZM34 36V34H33ZM32 36V37H33ZM38 36V35H37ZM87 36V34H86ZM105 36V35H104ZM109 36V35H107ZM107 36H105L107 38ZM155 37V35H153ZM185 36V35H184ZM22 37V36H21ZM24 37V36H23ZM31 37V36H30ZM31 37V38H32ZM41 37V36H39ZM43 37V36H42ZM94 37V36H93ZM137 37V36H136ZM161 37V36H160ZM182 37V36H181ZM190 37V36H189ZM211 37V36H210ZM216 37V36H215ZM218 37V36H217ZM38 38V37H37ZM162 38V37H161ZM96 39V38H95ZM98 39V37H97ZM177 39V38H176ZM185 39V38H184ZM187 39V37H186ZM209 39V38H208ZM37 39L35 38V41ZM195 40V38H194ZM219 40V39H218ZM30 41H32L30 39ZM29 41V43H30ZM34 41V39H33ZM33 41L31 43H33ZM52 41V40H51ZM50 41V42H51ZM161 41V40H160ZM174 41V40H173ZM180 41V39H179ZM188 41V40H187ZM258 41V39H257ZM9 42H13V44L11 46H8V43ZM28 41H24V44L27 43ZM47 42V41H46ZM49 42V41H48ZM86 42V43H84ZM92 42H94V39L92 40ZM127 42V41H126ZM177 42V41H176ZM184 42V41H183ZM182 42V43H183ZM203 42V41H202ZM234 42V41H233ZM251 42V41H250ZM36 43V42H35ZM55 43V41L53 42ZM161 43V42H160ZM164 43V41H163ZM239 43V42H238ZM257 43V42H255ZM34 44V43H33ZM32 44V45H33ZM45 44V43H43ZM52 44V43H51ZM61 44V43H60ZM90 45V43H88ZM192 44V43H191ZM213 44V43H212ZM10 45V43H9ZM31 45V44H30ZM38 45V44H37ZM47 45V44H46ZM58 45V44H57ZM163 45V44H161ZM160 45V46H161ZM187 45V44H186ZM233 45V44H232ZM246 45V44H245ZM258 45V44H257ZM260 45V44H259ZM263 45V44H262ZM18 46V45H17ZM34 46V45H33ZM158 45H156L157 47ZM164 46V45H163ZM249 46V45H248ZM253 46V44H252ZM20 47V45L18 46V48ZM36 47V46H35ZM34 47V48H35ZM84 47V46H83ZM103 47V48H102ZM159 47V46H158ZM251 47V46H250ZM17 48V49H18ZM118 48L120 50H118ZM152 48V47H151ZM161 48V47H160ZM235 48V47H234ZM253 48V47H252ZM8 49V50H7ZM16 49V48H15ZM228 49V48H227ZM244 49V48H243ZM250 49V48H249ZM256 49V47H255ZM258 49V48H257ZM261 49V48H260ZM19 50V49H18ZM147 50V49H145ZM161 50V49H160ZM165 50V49H164ZM235 50V49H234ZM233 50V51H234ZM251 50V49H250ZM254 50V48H253ZM262 50V49H261ZM16 51V50H14ZM172 51V50H171ZM175 51V50H174ZM189 51V50H188ZM223 51V50H222ZM230 51V50H229ZM236 51V50H235ZM244 51V50H243ZM13 52V51H12ZM21 52V51H20ZM56 52V51H55ZM144 52V51H143ZM165 52V51H162V53ZM242 52V51H241ZM252 52V51H251ZM257 52V51H256ZM27 53V52H26ZM66 53V52H64ZM63 53V55H64ZM157 53V52H156ZM201 53V52H200ZM247 53V52H246ZM263 53V51H262ZM12 54V53H11ZM62 54V53H61ZM160 54V53H159ZM164 54V53H163ZM169 54V53H168ZM239 54V53H238ZM8 55H10L8 53ZM8 55H5L4 57H2V60L3 62H6L9 64L10 67H15L13 70L17 73H24L26 75H36V76H42L43 73H41L42 71V68L40 69L39 68V65L41 64L40 62L42 61H37L36 57H31L32 55H27V56H23V57H20L19 59H14V57H11V56H8ZM58 55V54H57ZM74 55V56H73ZM228 55V54H227ZM249 55V53H248ZM21 56V55H20ZM46 56V55H45ZM139 56V54H138ZM141 56V55H140ZM221 56V55H220ZM252 56V55H251ZM11 57V58H10ZM62 57V56H61ZM142 57V56H141ZM253 57V56H252ZM251 57V59H252ZM13 58V59H12ZM42 58V57H41ZM45 58V57H43ZM47 58V57H46ZM65 58V59H66ZM139 57H137L138 59ZM188 58V57H187ZM193 58V57H192ZM255 58V56H254ZM11 59V61H9ZM40 59V58H39ZM38 59V60H39ZM49 59V58H48ZM64 59V61H65ZM119 59L117 61H119ZM137 59H132V60H137ZM191 59V57H190ZM197 59V58H196ZM41 60V59H40ZM63 60V59H62ZM188 64L192 63V61L186 59ZM125 61V59H124ZM128 61V60H127ZM238 61V59H237ZM114 62V61H113ZM122 62V61H121ZM120 62V63H121ZM126 62V61H125ZM131 62V61H130ZM141 62V61H140ZM5 63V64H6ZM43 63V62H42ZM56 63V61H55ZM59 63L61 64H64L62 62L59 61ZM58 63V64H59ZM102 63V64H101ZM127 63V62H126ZM151 63V62H150ZM218 63V62H217ZM250 63V62H249ZM1 64V63H0ZM3 64V63H2ZM46 64V63H45ZM58 64H55V65H58ZM113 64V63H112ZM142 64H145V63H142ZM246 64V63H245ZM42 65V64H41ZM52 65V64H51ZM105 65H108V64H105ZM111 65V64H110ZM115 67L117 66L116 64H114ZM120 64L118 63V66ZM216 65V64H215ZM44 66V64H43ZM59 66V65H58ZM64 66V65H61L60 68ZM109 66V65H108ZM113 66V65H112ZM127 66V65H126ZM125 66V67H126ZM140 66V65H139ZM138 66V67H139ZM171 66V65H170ZM227 66V65H226ZM3 67V66H2ZM1 67V68H2ZM5 67V66H4ZM10 67L9 70H10ZM45 67V66H44ZM53 67V65L51 66V68ZM55 67V66H54ZM57 67V66H56ZM55 67V69H57ZM121 67V66H119ZM117 67V68H119ZM136 66V68H138ZM141 67V66H140ZM140 67H139V71H140ZM160 67V66H159ZM8 68H6L8 70ZM84 68V69H85ZM109 70H111L110 68L111 67H107ZM135 68V69H136ZM152 68V67H151ZM162 68V67H161ZM46 69V68H45ZM44 69V70H45ZM49 69V68H48ZM81 69V68H80ZM92 69V70H93ZM123 69V68H122ZM165 69V68H164ZM221 69V68H220ZM219 69V70H220ZM43 70L44 73H46L45 71ZM50 70V69H49ZM60 70V69H59ZM83 70V69H82ZM82 70H79V71H82ZM113 70H116L113 68ZM118 70V69H117ZM138 70V69H137ZM149 70V69H148ZM191 70V69H190ZM210 70V69H209ZM227 70V69H226ZM4 71V70H3ZM13 71V72H14ZM54 71V70H53ZM73 71V70H72ZM71 71V72H72ZM89 71V70H87ZM130 71V70H129ZM150 71V70H149ZM158 71V70H157ZM161 71V70H160ZM169 71V70H168ZM185 71V70H184ZM218 71V70H217ZM1 72V71H0ZM56 72V71H55ZM62 72V71H61ZM59 72V73H61ZM93 72V71H92ZM96 72V73H97ZM121 72V71H120ZM119 72V73H120ZM124 72V71H123ZM154 72V71H153ZM165 72V71H164ZM167 72V71H166ZM170 72V71H169ZM220 72V71H219ZM11 73V72H10ZM52 73V71H51ZM88 73V72H87ZM91 73V72H90ZM104 73V72H103ZM116 73V71L114 72ZM129 73V72H126V74ZM145 73V71H144ZM174 73V71H173ZM176 73V72H175ZM181 73V72H180ZM16 74V73H15ZM54 74V72H53ZM51 74V75H53ZM64 74V73H62ZM71 74V73H70ZM100 74V73H99ZM110 74V72H109ZM108 74V76H109ZM123 74V73H122ZM121 74V75H122ZM131 74V73H130ZM153 74V73H152ZM186 74V73H185ZM14 75V74H13ZM59 75V74H58ZM65 75V74H64ZM87 75V74H86ZM104 75V74H103ZM102 75V77H103ZM112 75V73H111ZM110 75V76H111ZM144 75V74H143ZM171 75V74H170ZM207 75V74H206ZM215 75V74H214ZM235 75V74H234ZM60 76V75H59ZM93 76V75H91ZM97 76V75H96ZM105 76V75H104ZM114 76V75H113ZM112 76V77H113ZM119 76V75H118ZM125 76V75H124ZM130 76V75H129ZM155 76V75H154ZM205 76V75H204ZM203 76V77H204ZM213 76V75H212ZM29 77V76H28ZM31 77V76H30ZM44 77V76H43ZM51 77V76H50ZM58 77V76H57ZM98 77V76H97ZM120 77V76H119ZM131 78H133L132 76H130ZM159 77V75H158ZM178 77V76H177ZM214 77V76H213ZM226 77V76H225ZM54 78V76L52 77ZM94 78V76H93ZM124 78V77H123ZM122 78V79H123ZM129 78V77H128ZM152 78H155V77H152L151 76V79ZM164 78V76H163ZM197 78V77H196ZM222 78L223 77H218L214 79V82H221L222 81ZM227 78V77H226ZM31 79V78H30ZM95 79H97L95 77ZM107 79V77H106ZM105 79V80H106ZM109 79V78H108ZM115 79V78H114ZM127 79V78H126ZM208 79V78H207ZM255 79V78H254ZM80 80V79H79ZM148 80V79H147ZM153 80V79H152ZM201 80V79H200ZM92 81V80H91ZM102 80H100L101 82ZM113 81V79H112ZM112 81H109L105 84L106 88L107 87H110L111 86V82ZM132 81V80H131ZM166 81V80H165ZM264 81V80H263ZM72 82V81H71ZM103 82V81H102ZM128 82V81H127ZM130 82V81H129ZM134 82V81H133ZM135 82H142V77H139L137 78V80ZM213 82V81H212ZM211 82V83H212ZM215 82V83H216ZM252 82V81H251ZM28 83V82H27ZM114 83V82H113ZM116 83V82H115ZM114 83V85H116ZM132 83V82H131ZM144 83V82H143ZM181 83V82H180ZM259 83V81H258ZM22 83H20L21 85ZM26 84V82H25ZM78 84V83H77ZM104 84V83H103ZM120 84V83H119ZM134 84V83H133ZM177 84V83H176ZM195 84V83H194ZM261 84V83H260ZM24 85V84H23ZM22 85V86H23ZM80 85V84H79ZM88 85V84H87ZM93 85V84H92ZM90 85V86H92ZM101 84H98L97 86H99ZM130 85V84H129ZM132 85V84H131ZM144 85V84H143ZM169 85V84H168ZM187 85V84H186ZM200 85V84H199ZM197 85V87L199 86ZM19 86V85H18ZM27 86V85H26ZM94 86V85H93ZM118 86V85H117ZM116 86V87H117ZM121 86V85H120ZM126 86H127V83H126ZM134 86V85H133ZM164 86V85H163ZM190 86V85H189ZM217 86V85H216ZM17 87V86H16ZM77 87V86H76ZM81 87V86H80ZM119 87V86H118ZM132 87V86H130ZM136 87V86H135ZM160 87V86H159ZM206 87V86H205ZM209 87V86H208ZM218 87V86H217ZM19 88V87H18ZM26 88V87H25ZM82 88V87H81ZM115 88V87H114ZM112 88V89H114ZM121 88V87H120ZM118 89L117 88V95L121 96V97H124L125 96L123 95L125 91H123L122 89ZM128 89H131L133 90L132 88H129L127 86ZM134 88V87H133ZM137 88V87H136ZM163 88V87H162ZM187 88V87H186ZM189 88V87H188ZM192 88V87H191ZM51 89V88H49ZM84 89V88H82ZM90 89V88H89ZM97 89V88H96ZM103 89V88H102ZM105 89V88H104ZM108 89V88H107ZM106 89V90H107ZM135 89V88H134ZM139 89V88H138ZM158 89V88H157ZM164 89V88H163ZM185 89V87H184ZM199 90H197L196 92H194L193 94H191L189 96V101H188V108L186 110V115L187 116H191V117H194V115H197V116H209V119L208 121L212 124L211 126L210 125H206L204 123H201V128L199 130H197V134H195L194 137H189L187 140H175V138L172 137H169L167 140H165V144H170V143H174V145H176V141L182 146V148L180 149L179 151V154H181L182 156H185L186 158H190V159H193V160H196L197 162H199L200 165L203 166H210L211 168L212 167H215V166H219L224 170H227L228 172H231V170H241L242 172L244 171V173L247 174V172H257V173H260L261 175L263 174L264 175V165H262L259 169H255V166L253 165L254 163H257V162H262L264 164V117H263V114L260 110H262L263 106H264V91L263 93L261 94L260 93V98L256 97V96H253V95H248V94H244L243 96H241L240 98H232L230 96H226L227 97V101L226 103L224 102H220L218 104V107H217V110L214 112L210 106H209V98H210V94L208 95V93L206 92V90H201L199 87H198ZM263 89V88H262ZM11 90V89H10ZM9 90V91H10ZM16 90V89H15ZM69 90V89H68ZM75 90V89H74ZM81 90V89H79ZM131 90H128L131 92ZM140 90V89H139ZM194 90V89H193ZM4 91V90H3ZM13 91V90H12ZM58 91V90H56ZM66 91V90H65ZM73 91V90H72ZM95 91V90H94ZM101 91V89L99 90ZM112 91V90H111ZM127 91V92H128ZM156 91V90H155ZM178 91V90H177ZM183 91V88L181 90L180 88V92ZM208 91V90H207ZM11 92V91H10ZM63 92V91H62ZM74 92H78V91H74ZM81 92V91H80ZM93 92V90H92ZM113 92H116V91H113ZM134 92V91H133ZM159 92V91H158ZM167 92V91H166ZM170 92V91H168ZM184 92V91H183ZM188 92V91H186ZM8 93V91H7ZM20 93V92H19ZM30 93V92H29ZM57 93V92H56ZM55 93V94H56ZM74 93V94H76ZM82 93V92H81ZM101 93V92H99ZM112 93V92H110ZM156 93V92H155ZM174 93V92H173ZM178 93V92H177ZM250 93V91H249ZM12 94V93H11ZM10 94V95H11ZM54 94V93H53ZM73 94V92H72ZM73 94V95H74ZM92 94V93H91ZM95 94V93H93ZM135 94V93H133ZM149 94V93H148ZM166 94V93H165ZM183 94V93H182ZM186 94V93H185ZM254 94V92H253ZM258 94V93H257ZM71 95V94H70ZM112 95H115L112 94ZM111 95V97H109L108 99L111 100L113 103H120L122 101H118L117 97H113ZM141 95V94H140ZM167 95V94H166ZM165 95V96H166ZM175 95V94H174ZM177 95V94H176ZM181 95V94H178V96ZM186 95H189V94H186ZM8 96V95H7ZM14 96V95H12ZM11 96V97H12ZM53 96V95H52ZM61 96V94L59 95ZM63 96V95H62ZM68 96H69V93H68ZM78 96V95H77ZM132 96V95H131ZM143 96V95H141ZM150 96V95H149ZM156 97V95H154ZM164 96V97H165ZM170 96V95H168ZM182 96V95H181ZM217 96V95H216ZM65 97V96H64ZM85 97V96H84ZM134 97H136L134 95ZM173 97V96H172ZM95 98V97H94ZM104 98V97H103ZM122 98V100L124 99ZM151 98V97H150ZM157 98V97H156ZM174 98V97H173ZM180 98V97H178ZM215 98V97H214ZM4 99V98H3ZM14 99V98H13ZM93 99V98H92ZM98 99V98H97ZM120 99V98H119ZM133 99V98H132ZM138 99H139V96H138ZM167 99V97H166ZM175 99V98H174ZM182 99V98H181ZM180 99V100H181ZM7 100V99H6ZM100 100V99H99ZM98 100V101H99ZM108 100V101H109ZM121 100V99H120ZM164 100V99H163ZM170 100V99H169ZM172 100V99H171ZM177 100V99H176ZM179 100V101H180ZM1 101V100H0ZM48 101V100H47ZM102 101V100H101ZM126 101V100H125ZM140 101V100H139ZM146 101V100H145ZM148 101V99H147ZM149 101H152V100H149ZM183 100H181L182 102ZM49 102V101H48ZM61 102V101H60ZM127 102V101H126ZM125 102V103H126ZM132 102V100H131ZM134 102V101H133ZM137 102V100H136ZM161 102V101H160ZM164 102V101H163ZM178 102V100H177ZM176 102V103H177ZM6 103V101H5ZM65 103V102H64ZM74 103V102H73ZM110 103V101H109ZM124 103V102H123ZM129 103V102H128ZM127 103V104H128ZM138 103V102H137ZM136 103V104H137ZM147 103V102H145ZM149 103V102H148ZM153 103V102H152ZM166 103V102H165ZM170 103V102H169ZM2 104V103H1ZM29 105V103H27ZM26 104V105H27ZM48 104V103H47ZM62 104V103H61ZM69 104V103H68ZM72 104V103H71ZM76 104V103H75ZM96 104V103H95ZM104 104V103H103ZM133 104V103H132ZM135 104V105H136ZM139 104V103H138ZM142 104V103H140ZM139 104V106H140ZM159 104V103H158ZM167 104V103H166ZM174 104V103H173ZM45 105V104H44ZM51 105V104H50ZM53 105V104H52ZM51 105V106H52ZM57 105V104H56ZM59 105V104H58ZM70 105V104H69ZM74 105V104H73ZM80 105V104H79ZM84 105V104H83ZM98 105V104H97ZM106 105V104H105ZM111 105V104H110ZM113 105V104H112ZM122 105V104H121ZM130 105V103H129ZM134 105V104H133ZM154 105V104H153ZM152 105V106H153ZM157 105V102L156 104ZM162 105V104H161ZM160 105V106H161ZM171 105H172V102H171ZM177 105V104H176ZM182 105V104H181ZM185 105V104H184ZM2 112H0V114L2 115L3 114V117L4 119H6L7 121L9 120H12V113H11V110L10 108L8 107V104H2L0 105ZM60 106V105H59ZM65 106H68V105H65ZM118 106V105H117ZM116 106V107H117ZM120 106V105H119ZM145 106V105H144ZM175 106V105H174ZM11 107V105H10ZM13 107V106H12ZM40 107V106H39ZM45 107V106H44ZM43 107V108H44ZM121 107V106H120ZM131 107V106H130ZM135 107V106H134ZM149 107V106H148ZM162 107V106H161ZM176 107V106H175ZM28 108H30V106H28ZM42 108V109H43ZM58 108V107H57ZM66 108V107H65ZM118 108V107H117ZM143 108V106H142ZM153 108V107H152ZM156 108V107H155ZM158 108V107H157ZM163 108V107H162ZM173 108V107H172ZM171 108V110H172ZM13 109V108H12ZM37 109V108H36ZM41 109V108H40ZM75 109V108H74ZM122 109V107L120 108ZM137 109V108H135ZM161 109V108H160ZM32 110V109H31ZM45 110V109H44ZM47 110V109H46ZM49 110V109H48ZM59 110V109H58ZM67 110V109H66ZM72 110V109H71ZM110 110V109H109ZM127 110V109H126ZM129 110V109H128ZM132 110V109H130ZM134 110V109H133ZM168 110V109H167ZM166 110V112H167ZM184 110V111H185ZM13 111V110H12ZM99 111V110H98ZM113 111H115V109H113ZM118 111V109H117ZM160 111V110H159ZM33 112V111H32ZM42 112V110H41ZM49 112V111H47ZM51 112V111H50ZM61 112H62V109H61ZM72 112V111H71ZM111 112V110H110ZM162 112V111H161ZM14 113V112H13ZM36 113V112H35ZM46 113V111H45ZM117 113V112H116ZM131 113V112H130ZM146 113V111H145ZM158 113V112H157ZM21 114V113H20ZM19 114V115H20ZM38 114V113H37ZM40 114V113H39ZM43 114V113H42ZM59 114V113H57ZM105 114V113H104ZM102 114V115H104ZM110 114V113H109ZM115 114V113H114ZM127 114V112H126ZM162 114V113H161ZM172 114V113H171ZM36 115V114H35ZM49 115V114H48ZM65 115V114H64ZM74 116H71L68 118H66V122H63L60 121L57 123L58 125V128L57 130H48V131H44L43 130V133H40L38 136H36V139L33 140V138H29V137H26V136H19V138L17 140L21 141L22 143L23 142H36L37 144H39L43 149H44V152L42 153V155H44V158L49 160L52 164H59L60 165H63L65 166L66 164H68V160L64 157H66L63 153V156H61L57 149L56 148V143H59V141L63 140L62 138V135H60V133L63 132V134H65V138L68 139V142L70 141L71 142H74V146L77 144V145H82L84 143V140L86 139V137L83 135V136H73L71 133H69V129L71 130L72 128H74L76 125H79L82 123V120L81 119H84V117L82 118H78L77 116L75 117V114H73ZM101 115V114H100ZM101 115V117H102ZM123 115V114H122ZM131 115V114H130ZM134 115V114H132ZM132 115L130 117H132ZM145 115V114H144ZM143 115V116H144ZM168 115V114H167ZM51 116V115H50ZM49 116V117H50ZM105 116V115H104ZM103 116V117H104ZM110 116V115H109ZM108 116V117H109ZM111 116H114L115 119H119V118H122L125 116H120L118 114L116 115H112ZM129 116V115H128ZM126 116V117H128ZM147 116V114H146ZM161 116V115H160ZM163 116V114H162ZM169 116V115H168ZM52 117V116H51ZM50 117V118H51ZM81 117V116H80ZM134 117V116H133ZM21 118V117H20ZM45 118V117H44ZM42 118V119H44ZM48 118V117H47ZM57 118V117H56ZM55 118V119H56ZM59 118V117H58ZM57 118V119H58ZM62 118V117H61ZM111 118V117H110ZM109 120H106L104 121V123H100V122H93L92 124H90V127L92 129H90L91 131L93 130V132L95 131L96 134L97 132H99V134L102 136L101 138L104 139V143L105 145L108 143H111L112 144V147L113 148H117L118 150H120V152H122V154H117L118 156H116L115 154V158L112 159V162H111V166L107 165V167L105 166L104 163H102V161L100 162L101 164L98 163L99 160H97V162L94 161V159H92V156L90 157H86L85 159H83L81 162H77V160L74 162V165H71L73 167H75V169L78 170V180L79 178H83L85 181H87L88 183H84L82 185H74V188L75 190H73L72 193H70L69 195L68 194V190L66 189H63L62 191V195H63V198L67 199L68 196L72 197L71 199L73 200L72 203L70 201V203H68L66 200V204L64 203V208L63 206L61 207L63 209V212H73V211H78L79 210H82V206L80 205V201L78 202L77 200V194H79L80 192L82 194H84L85 197H87V194L85 193L84 191V187L85 189L86 188H90V189H93L94 190H97L100 191L99 193L106 198V204L104 206H102V202L100 200V198H88V201H87V204L91 207H93V209L95 210L94 212V215L92 216H89V220L87 219V222H90V224L92 225V229L94 231V234L97 236V238H99V241H101L102 243H109L111 245V247H108L107 250H106V254L105 255H102L101 253H99L98 249L95 248L94 245H92V240L91 241H87V240H78V239H73L72 237H69V236H64V234H62L58 229H56V227L54 226V224L51 222V221H46L44 222V227L42 226L43 228V232H44V237L47 241V244L51 247V249L48 250V259L47 261H49V263L51 264H58L59 262L63 261L65 264H111V258H110V255L112 254L115 258L118 259L119 263L118 264H125V261L123 259H128L132 262H139L140 260L142 261H148L150 264H172V250L174 249L173 247V240H174V237H177V236H180V237H183V235H186V238L187 240H189L191 242V245L193 243L194 244H197V245H202V248L204 246L207 245V248H208V245H209V237L211 236L212 237V233L214 230H213V226H209L208 224H206L202 219H199V218H192L194 216V214H188L187 218L186 217H182L178 211H174V208H175V204L179 203L180 205V198L184 199L182 196L179 198V197H176L178 198L179 200H176V199H173V195L170 193L172 191V183L175 181H184L185 182H188V181H194L195 179H198L197 177H189L186 175H181V177L179 175H177V171H180V170H184L186 168V165L183 164L181 161L178 160V156L177 154H173L172 151H170L169 149H165L164 147H158L160 149L157 150V151H152L151 150H147L146 153H147V156H150V157H154L153 160L151 161V166L149 167V169L145 168L144 166H139V162H138V166L137 169H135L133 167V163L132 162H129L127 161V158L125 156H123V151L127 152V149H128V143L130 142V144L134 143V145H137L138 142H140L141 140L145 139L146 137L150 138L151 137V140L152 141H155L157 140L158 142L160 141V132L157 133L156 130L151 131L152 132H149L148 130H144L145 133H143V135H140V136H136L134 137L132 134V136L129 135V137H125L128 135V131L126 129H123L118 127V124L119 122H117L118 124L115 125L113 124L114 122H110L112 120V118ZM138 118H141V117H138ZM157 118V117H156ZM3 119V118H2ZM52 119V118H51ZM87 119V118H86ZM128 119V118H127ZM137 119V118H136ZM162 119V118H161ZM205 119V118H204ZM89 120H92L89 119ZM102 120V119H101ZM122 121V119H119ZM118 120V121H119ZM132 120V119H131ZM135 120V119H134ZM149 120V119H148ZM171 120V119H170ZM201 120V118H200ZM3 121V120H2ZM13 121V120H12ZM39 121V120H38ZM53 121V120H52ZM58 121V120H57ZM84 121V120H83ZM98 121V120H97ZM127 121V120H126ZM125 121V122H126ZM158 121V120H156ZM165 121V120H164ZM207 121V122H208ZM5 122V121H4ZM86 122V121H85ZM91 122V121H89ZM138 122V121H137ZM163 122V121H162ZM175 122V121H173ZM172 122V123H173ZM179 122V121H177ZM208 122V123H209ZM11 123V122H10ZM13 123V122H12ZM38 123V122H37ZM51 123V122H50ZM49 123V124H50ZM84 123V122H83ZM87 123V122H86ZM104 127H101V125L105 124ZM124 123V119H123V122ZM120 123V124H122ZM127 123V122H126ZM129 123V122H128ZM181 123V122H180ZM2 124V123H1ZM0 124V125H1ZM31 124V123H30ZM39 124V123H38ZM88 124V123H87ZM142 124V122H141ZM175 124V123H174ZM37 124H35L36 126ZM52 125V124H51ZM84 125V124H83ZM89 125V124H88ZM133 125V124H132ZM144 125H146L144 123ZM178 125V124H177ZM187 125V124H186ZM185 125V126H186ZM53 127H55L54 125H52ZM74 126V127H73ZM82 126V124H81ZM170 126V125H169ZM176 126V125H175ZM174 126V127H175ZM45 127V126H44ZM78 127V126H77ZM84 127H87V126H84ZM139 127V126H138ZM160 127V126H159ZM164 127V126H163ZM172 127V125H171ZM188 127V126H187ZM6 128V126H5ZM48 128V127H47ZM79 128V127H78ZM135 128V127H134ZM132 128V129H134ZM141 128V127H140ZM144 128V127H142ZM150 127H148L149 129ZM166 128V127H164ZM173 128V127H172ZM195 128V127H194ZM42 129V128H41ZM54 129V128H53ZM87 129V128H85ZM89 129V128H88ZM139 129V128H138ZM146 129V128H145ZM179 129V128H178ZM187 129V128H186ZM47 130V129H46ZM89 130V131H90ZM130 130V129H129ZM150 130V129H149ZM158 130V128H157ZM166 130V129H165ZM176 130V129H175ZM195 130V129H194ZM193 130V131H194ZM2 132V130H0ZM32 131V130H31ZM57 131H59L57 133ZM76 131V130H75ZM90 131V132H91ZM159 131H160V128H159ZM163 131V130H162ZM161 131V132H162ZM41 132V131H40ZM71 132V131H70ZM81 132L85 134L86 130H84L83 128H81ZM92 132V133H93ZM166 132V131H165ZM189 132V131H188ZM195 132V131H194ZM6 133V132H5ZM4 133V134H5ZM77 133V132H75ZM132 133V132H131ZM135 133V132H134ZM138 133V132H137ZM170 133V132H169ZM173 133V132H171ZM193 133V132H192ZM1 134V133H0ZM37 134V133H36ZM74 134V133H73ZM78 134V133H77ZM127 134V135H126ZM190 134V133H189ZM9 135V134H8ZM21 135V134H20ZM86 135V134H85ZM169 135V134H167ZM35 136V135H34ZM96 136V135H95ZM94 136V137H95ZM170 136V135H169ZM191 136V134H190ZM98 137V136H96ZM100 137V136H99ZM17 138V137H14V139ZM148 138V140H149ZM165 138V137H163ZM178 138V137H176ZM10 139V138H9ZM8 139V142L6 143V145L8 144L9 148L11 150H13V141L12 140H9ZM182 139V138H181ZM51 140H53V142H51ZM91 140V139H90ZM162 140V139H161ZM205 140L209 141V144L211 145L210 148H205L203 144H205ZM64 141V140H63ZM144 141V140H143ZM146 141V139H145ZM17 142V141H16ZM97 142V141H95ZM163 142V141H160V143ZM19 143V142H18ZM62 143V142H60ZM65 143V142H64ZM93 143V142H92ZM91 143V144H92ZM99 143V142H97ZM158 143V144H160ZM15 144V143H14ZM25 144V143H24ZM89 145V143H87ZM86 144V145H87ZM90 144V145H91ZM110 144V145H111ZM128 144V145H127ZM147 144V142H146ZM145 144V145H146ZM29 145V144H28ZM35 144L33 143L32 144V147L34 146ZM60 145V144H59ZM62 145H64L62 143ZM76 145V146H77ZM89 145V146H90ZM97 146V144H95ZM141 145V144H140ZM144 145V146H145ZM153 145V143L151 144V146ZM157 145V144H156ZM173 145V146H174ZM179 145V146H180ZM30 146V145H29ZM36 146V145H35ZM38 146V145H37ZM36 146V147H37ZM69 146V145H68ZM95 146V148H96ZM101 146V145H100ZM130 146V145H129ZM138 146V145H137ZM147 146V145H146ZM155 146V145H154ZM172 146V145H171ZM178 146V144L176 145ZM178 146V147H179ZM5 147V146H4ZM24 147V146H23ZM58 147V146H57ZM83 148V146H81ZM140 147V146H139ZM143 147V146H142ZM157 147V146H155ZM177 147V148H178ZM18 148V147H17ZM92 148V147H91ZM103 148V147H102ZM101 148V149H102ZM176 148V149H177ZM70 149V148H69ZM72 149V148H71ZM86 149V147H85ZM84 149V150H85ZM98 149H99V146H98ZM112 149V148H111ZM135 149V148H134ZM173 149V148H172ZM175 149V147H174ZM251 149V151H250ZM253 149V150H252ZM24 150V149H23ZM42 150V149H41ZM40 150V151H41ZM87 150V149H86ZM90 150V149H89ZM93 150V149H92ZM100 150V149H99ZM104 151V149H102ZM132 150V149H131ZM145 150V149H144ZM179 150V149H178ZM29 151V149H28ZM67 151V150H66ZM76 151V150H75ZM98 151V150H97ZM102 151V152H103ZM175 151V150H174ZM72 152V151H71ZM79 152V151H78ZM95 152V151H94ZM94 152L93 155H94ZM107 152V150H106ZM109 152V151H108ZM114 152V151H113ZM221 152V154H220ZM30 153V152H29ZM61 153V152H60ZM135 153V152H134ZM6 154V153H5ZM18 154V153H17ZM67 154V152H66ZM84 154V153H83ZM81 154V155H83ZM88 154V153H87ZM91 154V152H90ZM101 154V153H100ZM104 154H105V151H104ZM125 154V153H124ZM137 154V153H136ZM135 154V155H136ZM28 155V154H27ZM41 155V156H42ZM73 155V154H72ZM85 155V154H84ZM89 155V154H88ZM131 155V153H130ZM180 155V156H181ZM76 156V155H75ZM108 156V155H107ZM128 156V154L126 155ZM144 156V154H143ZM18 157V156H17ZM70 157V155H69ZM80 157V156H79ZM82 157V156H81ZM94 157V156H93ZM104 157V156H103ZM102 157V158H103ZM112 157H114L112 155ZM131 157V156H130ZM136 157V156H135ZM149 157V158H150ZM96 158V157H95ZM100 158V159H102ZM110 158V157H109ZM144 158V157H143ZM43 159V158H42ZM79 159V158H77ZM107 159V158H106ZM131 159V158H130ZM136 159V158H135ZM105 160V158H104ZM110 160V159H109ZM187 160V159H186ZM68 161V162H67ZM106 161V160H105ZM103 161V162H105ZM188 161V160H187ZM190 161V160H189ZM46 162V161H45ZM109 162V161H108ZM188 163V162H187ZM109 164V163H108ZM259 164V163H258ZM257 164V168L259 167ZM37 165V164H36ZM142 165V164H141ZM58 166V167H59ZM195 166V165H194ZM61 167V166H60ZM64 169V167H62ZM1 172H0V181H4L8 178V171H6L7 169H3V167H1ZM10 169V168H8ZM206 169V168H205ZM209 169V168H208ZM220 169V168H219ZM66 170V169H65ZM76 170V171H77ZM201 170V169H200ZM211 171V170H210ZM210 171H208L210 173ZM215 171V170H213ZM217 171V170H216ZM63 172V171H62ZM193 172V171H192ZM206 172V171H205ZM237 172V171H236ZM240 172V173H242ZM65 173V172H64ZM64 173H58L59 177H60V174H61V177H62V174ZM182 173V172H181ZM203 173V172H202ZM208 173V174H209ZM218 173V172H216ZM233 173V171H232ZM253 173V174H254ZM12 174V172H11ZM66 174V173H65ZM63 175V177H66V175L68 176L70 182L71 180V176L72 175ZM76 174V173H74ZM185 174V173H183ZM204 174V173H203ZM244 174V177H239V178H234V177H231V176H228V177H222L220 179V182H222L223 184L221 185L222 187H224L227 192L229 193H232V192H235V191H239V190H246L248 191V189L250 190L251 188L255 187L256 184H262L264 185V176L262 175V178H255L254 176L252 177L251 175H246ZM98 176L95 177L97 178L98 180H95L93 179L94 176ZM201 175V174H200ZM228 175V174H227ZM235 175V174H234ZM237 175V174H236ZM10 176V175H9ZM12 176V175H11ZM49 176V175H48ZM198 176V175H196ZM218 176V175H217ZM220 176V175H219ZM222 176V175H221ZM243 176V174H242ZM58 176H53V177H49L47 179L49 185H58L60 184V182L58 183V181L56 180V178ZM74 177V176H73ZM17 179V178H16ZM19 179V178H18ZM58 179V178H57ZM61 179V178H60ZM76 180V179H75ZM81 180V179H80ZM33 181V180H31ZM46 180L44 179L43 182H45ZM77 181V180H76ZM75 181V182H76ZM197 181V180H196ZM12 182V181H11ZM15 182V181H14ZM62 182V181H61ZM74 182V181H73ZM82 182V181H81ZM90 182V183H89ZM9 183V182H8ZM32 183V182H31ZM68 183V182H67ZM66 183V184H67ZM72 183V182H71ZM177 183V182H176ZM203 183V182H202ZM208 183V182H207ZM183 184V183H182ZM187 184V183H185ZM216 184H218L216 182ZM221 184V183H220ZM219 184V185H220ZM10 185V184H8ZM13 185V184H12ZM63 185V184H62ZM60 185V186H62ZM188 185V184H187ZM5 186V185H4ZM38 186V185H37ZM70 186V185H69ZM82 186H84L82 188ZM183 186V185H182ZM189 186V185H188ZM3 187V186H2ZM6 187V186H5ZM20 187V186H19ZM57 187V186H56ZM67 187V186H66ZM193 187V186H192ZM212 187V186H211ZM8 188V187H6ZM60 188V187H59ZM71 188H72V185H71ZM191 188V186H190ZM216 188V187H215ZM223 188V189H224ZM259 188V186H258ZM10 189V188H9ZM13 189V188H12ZM51 189V188H50ZM196 189V188H195ZM214 189V188H213ZM222 189V191H223ZM224 189V190H225ZM256 189V187L254 188ZM11 190V189H10ZM43 190V189H42ZM61 190V189H60ZM87 190V189H86ZM198 190V189H197ZM196 190V192H197ZM201 190V189H200ZM253 190V189H252ZM264 190V189H263ZM13 191V190H11ZM38 191V190H37ZM55 191V190H53ZM90 191V190H88ZM206 191V190H205ZM210 191V190H209ZM208 191V192H209ZM7 192V191H6ZM10 192V191H9ZM43 192V191H42ZM45 192V191H44ZM50 192V191H49ZM61 192V191H60ZM95 192V191H94ZM264 192V191H263ZM11 193V192H10ZM89 193H93V192H89ZM183 193V192H182ZM181 193V194H182ZM239 193V192H238ZM245 193V192H244ZM4 194V193H3ZM8 194V192H7ZM192 194V193H191ZM196 194V193H195ZM194 194V195H195ZM202 194L204 193H201V191H198L197 192V196L200 198L202 196ZM209 194V193H208ZM213 194V193H212ZM217 194V193H216ZM215 194V196H216ZM222 194V193H221ZM9 195V194H8ZM45 195V194H44ZM51 195V194H50ZM56 195V194H55ZM81 195V194H80ZM93 195V194H92ZM205 195V194H204ZM220 195V194H218ZM248 195V194H247ZM250 195V194H249ZM258 195V194H257ZM20 196V195H19ZM37 196V195H36ZM61 196V195H60ZM59 196V197H60ZM100 196V195H99ZM184 196V195H183ZM189 196V195H188ZM186 196V197H188ZM196 196V195H195ZM196 196V197H197ZM211 196V195H210ZM244 196V195H243ZM16 197V196H15ZM40 199L42 202H48L47 204H49L50 202V198L47 197V196H39ZM58 197V196H57ZM62 197V196H61ZM80 197V196H79ZM95 197V196H94ZM194 197V196H193ZM208 197V196H207ZM214 197V195H213ZM217 197V196H216ZM8 198V197H7ZM215 198V197H214ZM224 198V196H223ZM227 198V197H226ZM264 198V197H263ZM12 199V198H11ZM69 199V198H68ZM186 199V198H185ZM191 199V197H190ZM206 199V198H205ZM216 199V198H215ZM214 199V200H215ZM244 199V198H243ZM10 200V199H9ZM16 200V199H15ZM15 200H13L14 202H12L11 200L9 202H7L3 209H1L3 211V214H4V217L6 219H13L15 217V212H19L20 211H24L26 209H29L30 206H28V204L26 203L25 201V204L27 205H24V203H18V202H15ZM24 200V199H23ZM53 200V198H52ZM103 200H105L103 198ZM102 200V201H103ZM207 200V199H206ZM218 200V199H217ZM233 200V199H232ZM252 201V199H250ZM254 200V199H253ZM19 201V200H17ZM40 201V203H41ZM61 199L56 202H60ZM186 201V200H185ZM197 201V200H195ZM200 201V199H199ZM236 201V199H235ZM262 201L261 199L258 200V202ZM31 202V201H30ZM39 202V201H38ZM55 202V203H56ZM64 202V201H63ZM84 202V201H83ZM184 202V201H183ZM210 202V201H209ZM216 202V201H214ZM218 202V201H217ZM230 202V200H229ZM233 202V201H232ZM244 202V201H243ZM256 202V203H258ZM52 203H54L52 201ZM182 203V202H181ZM185 203V202H184ZM203 203V202H201ZM60 204V203H59ZM183 204V203H182ZM193 204V203H192ZM195 205H192V206H196V203H194ZM198 204V202H197ZM226 204V203H225ZM260 204V203H259ZM258 204V205H259ZM38 205V204H37ZM54 205V204H53ZM58 205V204H57ZM56 205V207H57ZM184 205V204H183ZM201 205V204H200ZM217 205H220V203ZM257 206V204H255ZM43 206V205H42ZM51 206V205H50ZM191 206V207H192ZM214 206V204H213ZM237 206V205H236ZM261 206V205H260ZM1 207V206H0ZM34 207V206H32ZM55 207V205H54ZM90 207V208H91ZM101 207L103 208V211L101 210ZM202 207V206H201ZM200 207V208H201ZM212 208V206H210ZM228 207V205L226 206ZM248 207V206H247ZM254 207V206H253ZM186 208V207H185ZM234 209V207H233ZM256 209V208H255ZM258 209V208H257ZM260 209V208H259ZM263 209V208H262ZM261 209V210H262ZM39 210V209H38ZM53 210V208H52ZM85 210V209H84ZM231 210V209H230ZM57 211V210H56ZM193 211V210H192ZM191 211V212H192ZM204 211V210H203ZM255 211V210H254ZM264 211V210H262ZM33 212V211H32ZM31 212V213H32ZM40 212V211H39ZM54 212V210L52 211ZM64 212V213H65ZM183 212V211H182ZM189 212V211H188ZM189 212V213H191ZM202 212V210H201ZM209 212V211H208ZM229 212V211H228ZM257 212V211H256ZM255 212V213H256ZM260 212V211H259ZM24 213V212H23ZM35 213V212H34ZM57 213L60 214V212L58 211ZM76 213V214H77ZM200 213V212H199ZM210 213V212H209ZM236 213V212H235ZM242 213V212H241ZM22 214V213H20ZM19 214V215H20ZM41 214V213H40ZM55 214V213H54ZM66 214V213H65ZM89 214V213H88ZM87 214V215H88ZM221 214V213H220ZM223 214V213H222ZM226 214V213H225ZM230 214V213H228ZM253 214V213H252ZM25 215V214H24ZM37 215V214H36ZM35 215V216H36ZM49 215V214H48ZM61 215H63L61 213ZM71 215V214H70ZM184 215V214H183ZM198 215V214H197ZM200 215V214H199ZM208 215V214H207ZM224 215V214H223ZM237 215V214H236ZM34 216V215H33ZM43 216V215H42ZM53 216V215H52ZM73 219L76 223H79L81 219H78L79 216L76 217V215L74 214L73 215ZM86 216V215H85ZM109 216V217H108ZM205 216V215H204ZM210 216H213V220L212 222H218V220L216 219L215 217V214H212ZM222 216V215H221ZM228 216V215H227ZM48 217V216H47ZM51 217V216H50ZM209 217V216H208ZM244 217H247V216H244ZM18 218V217H16ZM71 218V217H70ZM81 218V217H80ZM85 218V217H84ZM88 218V217H87ZM204 218V217H203ZM219 218V217H218ZM231 218V217H230ZM233 218V216H232ZM239 218V217H238ZM237 218V219H238ZM253 218V217H252ZM261 218V216H260ZM21 219V218H20ZM42 219V218H41ZM211 219V218H209ZM224 219V218H223ZM229 219V218H228ZM242 219V217H241ZM259 219V218H258ZM43 220V219H42ZM65 220V219H64ZM68 220V219H67ZM86 220V219H85ZM207 220V219H206ZM256 220V219H255ZM73 221V222H74ZM223 221V220H222ZM245 221V220H244ZM243 221V222H244ZM246 221H249L246 219ZM9 222V221H8ZM38 222V221H37ZM68 222L70 223V221L68 220ZM72 222V220H71ZM72 222V223H73ZM82 222V221H81ZM80 222V223H81ZM84 222V221H83ZM82 222V223H83ZM226 222V221H225ZM242 222V221H241ZM2 223V222H1ZM43 223V222H42ZM56 223V222H55ZM208 223V222H207ZM210 223H211V220H210ZM71 224V223H70ZM244 224V223H243ZM260 224V223H259ZM264 224V221L262 223V225ZM14 225V224H13ZM225 225V224H223ZM227 225V224H226ZM235 225V224H234ZM240 225V224H239ZM261 225V224H260ZM10 226V225H9ZM66 226V225H65ZM68 226V225H67ZM66 226V227H67ZM73 226V225H72ZM81 226V225H80ZM219 226V225H218ZM222 226V225H221ZM254 226V225H253ZM34 227V226H33ZM36 227V226H35ZM225 227V226H224ZM234 228V226H232ZM251 227V226H250ZM249 227V228H250ZM260 227H263V226H260ZM2 227H0V236H2L0 238V264H14L13 263V259H14V255H16L18 257V259H21V260H25L26 259H29L26 264H41L40 261H39V255L38 254H34L32 252H39L41 253L40 250H37L38 248V244L36 243V240H31L30 241V247H28L27 251L24 252V248L22 249L23 246H21L20 242L13 240L11 238V234H9L8 231L6 230H2L1 229ZM15 228V227H14ZM69 228V227H68ZM75 228V227H74ZM216 228V227H215ZM221 228V227H220ZM229 228V227H227ZM19 229V228H18ZM39 229V228H38ZM72 229V228H71ZM83 229V228H82ZM91 229V228H90ZM216 229H219V228H216ZM223 229V228H222ZM221 229V230H222ZM247 229V228H246ZM264 229V227H263ZM77 230V229H76ZM84 230V229H83ZM220 230V229H219ZM218 230V231H219ZM225 230V229H223ZM234 230V229H233ZM253 230V229H251ZM41 231V230H40ZM39 231V232H40ZM187 231V232H186ZM237 231V230H235ZM243 231V230H241ZM246 231V230H245ZM248 231V230H247ZM38 232V230H37ZM63 232V231H62ZM74 232V231H73ZM91 232V231H90ZM228 232V231H227ZM238 232V231H237ZM31 233V232H30ZM83 233V232H82ZM186 233V234H184ZM245 233V232H244ZM260 233H262V235H264V231H261ZM37 234V233H36ZM41 234V233H40ZM84 234V233H83ZM88 234V233H87ZM217 234V233H216ZM215 234V235H216ZM219 234V233H218ZM259 234V233H258ZM17 235V234H16ZM32 235V234H31ZM66 235V234H65ZM70 235V234H69ZM72 235V234H71ZM236 235V233H235ZM81 236V235H79ZM233 236V235H232ZM261 236V235H260ZM16 237V236H15ZM28 237V235H27ZM40 237V236H39ZM43 237V236H42ZM76 237V236H75ZM221 237V236H220ZM219 237V238H220ZM17 238V237H16ZM19 238V237H18ZM21 238V237H20ZM84 238V237H83ZM82 238V239H83ZM91 238V237H90ZM178 238V237H177ZM175 238V239H177ZM249 238V237H247ZM254 238V237H253ZM258 238V237H257ZM183 239V238H182ZM182 239H179L182 240ZM252 239V238H251ZM255 239V238H254ZM30 240V239H29ZM98 240V239H97ZM178 240V239H177ZM186 240V241H187ZM211 240V238H210ZM212 240H214V238H212ZM223 240V239H222ZM250 240V239H249ZM257 240V239H256ZM42 241V240H41ZM188 241V242H189ZM221 241V240H220ZM246 241V240H245ZM27 242V241H26ZM213 242V241H212ZM224 242V241H223ZM251 242V240H250ZM249 242V243H250ZM177 243V242H176ZM182 243V242H181ZM187 243V242H186ZM228 243V242H227ZM245 243V242H244ZM247 243V242H246ZM24 244V243H22ZM27 244V245H29ZM175 244V243H174ZM217 244H219L217 242ZM234 244V243H233ZM257 244V243H256ZM45 245V244H44ZM186 245V244H185ZM231 245V244H230ZM248 245V244H247ZM107 246V245H106ZM109 246V245H108ZM178 246V245H177ZM195 246V245H194ZM210 246L211 244L209 245V249H210ZM219 246V245H218ZM225 246H227L225 244ZM27 247V246H26ZM173 248V249H172ZM213 248V247H212ZM248 248V247H247ZM23 251H22V250ZM26 249V248H25ZM205 249V248H204ZM220 249V248H218ZM258 250V249H257ZM32 251V252H31ZM200 251V250H199ZM24 252V253H23ZM44 254V253H43ZM46 254V253H45ZM245 254V253H244ZM33 255L36 256V258L38 260H34V259H30V257H32ZM188 255V254H187ZM216 255V254H215ZM259 255V254H258ZM183 256V255H182ZM247 256V255H245ZM257 256V255H256ZM16 257V258H17ZM34 257V256H33ZM260 258H262V262H264V254H262L261 256L259 255ZM113 258V257H112ZM186 258V257H185ZM250 259V258H249ZM248 259V260H249ZM206 260V259H205ZM213 260V259H212ZM246 260V259H245ZM174 261V260H173ZM177 261V260H176ZM231 261V260H230ZM252 261V260H251ZM147 262V263H148ZM244 262V261H243ZM20 263V262H19ZM232 263V262H231ZM253 263V262H252ZM46 264V263H45ZM227 264V263H226ZM246 264V263H245ZM254 264V263H253Z\"/></svg>","mask_w":264,"mask_h":264}]
</instances>
